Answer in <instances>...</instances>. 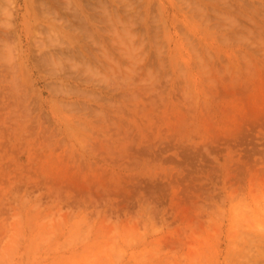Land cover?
Masks as SVG:
<instances>
[{
    "label": "rangeland",
    "instance_id": "1",
    "mask_svg": "<svg viewBox=\"0 0 264 264\" xmlns=\"http://www.w3.org/2000/svg\"><path fill=\"white\" fill-rule=\"evenodd\" d=\"M27 2L41 21L27 38L20 31L27 106L9 112L12 94L0 91V264H264V0ZM117 17L134 25L133 44H144L133 83L148 69L160 70L161 83L150 95L100 86L104 107L92 105L100 134L64 181L70 194L29 219L17 211L19 196L41 191L51 183L44 173L68 164L49 135V55L99 67L106 52L127 67L113 43ZM50 24L63 35L41 51L35 32L48 43ZM189 61L200 71L191 107L182 82L169 79ZM81 73L66 65L60 77L82 86ZM109 104L120 105L121 118ZM161 134L164 147L149 152L143 145ZM149 156L169 167L148 169ZM141 188L160 207L142 227L121 223ZM51 199L45 192L42 201Z\"/></svg>",
    "mask_w": 264,
    "mask_h": 264
},
{
    "label": "clouds",
    "instance_id": "2",
    "mask_svg": "<svg viewBox=\"0 0 264 264\" xmlns=\"http://www.w3.org/2000/svg\"><path fill=\"white\" fill-rule=\"evenodd\" d=\"M131 9L132 4L129 3V10ZM40 22L34 18L27 0H0V91L12 94L14 106L9 109V112H15L17 115L21 113L22 106H27L25 97L30 91L29 76L31 74L28 69L27 52L21 44L20 31H23L27 38L32 35L33 25ZM53 23L59 22L53 21ZM117 24L120 27L114 26L112 30L115 38L113 43L119 45L120 55L130 61L127 67L122 68L106 52L104 58L108 63L99 67L78 64L55 53L49 55L52 68L47 98L51 112L49 135L56 137L60 142L62 155L67 158L68 164L62 172L46 171L44 178L51 183H46L41 191H36L34 194L25 191L19 196L17 211L29 219L33 217L40 219L50 208L62 207L65 195L70 194L71 190L66 187L64 181L76 176L77 165L84 159L100 134L92 110V105L104 107L101 97L96 94L100 86L116 88L126 86L129 89H138L144 95H150L161 83L160 70L153 69H148L138 83H133L137 66L143 63L141 53L144 44L143 42L139 45L133 44L136 36L131 32V28L134 27L131 21L126 23L117 17ZM49 27L48 43L43 42L44 37L40 32H35V36L40 38L41 51L60 44L63 30L52 27L51 24ZM66 65H71L76 71L82 69L81 74L86 78L82 86L69 85L60 77ZM199 77L200 71L194 61H189L182 67L173 68L172 75L169 77L170 80L182 82V95L189 107L199 94ZM107 107L112 109V115L115 118H121L120 105L109 104ZM167 140L168 135L161 134L157 137V143L143 146L147 147L149 152L155 153L164 147ZM145 163L150 170L160 171L169 167L162 157L159 159L145 157ZM69 168L72 169L70 173ZM45 192L52 195V199L47 203L42 201ZM130 195L133 196L135 203L129 206L127 213L120 218V222L134 223L136 227H142V223L156 212L160 204L152 193L143 188ZM101 264H112V262L105 260Z\"/></svg>",
    "mask_w": 264,
    "mask_h": 264
}]
</instances>
